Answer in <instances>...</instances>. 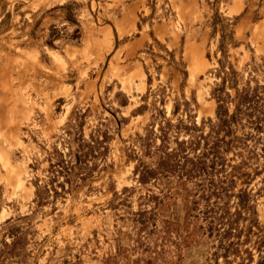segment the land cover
Masks as SVG:
<instances>
[{"label":"rangeland","instance_id":"1","mask_svg":"<svg viewBox=\"0 0 264 264\" xmlns=\"http://www.w3.org/2000/svg\"><path fill=\"white\" fill-rule=\"evenodd\" d=\"M215 14L233 25L235 69L251 59L258 65L264 0H0V244H18L0 245V264H216L211 241L199 235L184 247L185 232H168L182 226L191 186L171 185L172 199L150 220V191L164 187L138 184L127 159L132 150L150 165L136 136L150 124L153 95L163 98L167 115L181 94L194 96L197 122L213 118ZM52 28L59 40L50 48ZM170 52L181 58L186 81L168 63ZM257 79L263 83L264 75ZM84 114L85 137L108 130L112 169L54 211L38 210L29 166ZM257 212L264 231V196ZM13 227L26 230L25 238L6 237Z\"/></svg>","mask_w":264,"mask_h":264},{"label":"trees","instance_id":"2","mask_svg":"<svg viewBox=\"0 0 264 264\" xmlns=\"http://www.w3.org/2000/svg\"><path fill=\"white\" fill-rule=\"evenodd\" d=\"M73 21L68 18L70 24ZM232 26L217 14L212 19L211 38H217L215 68L211 73L214 82L209 92L215 104L213 118L197 122L194 96L186 99L181 94L167 115L163 98L153 95L150 124L143 137L136 136L150 165L137 154L134 156L132 150L127 159L134 163L138 184L164 187L158 195L150 191V220L172 199L171 185L191 186L182 226L171 225L168 229L170 234L185 232L184 247L200 235L213 243L216 264L219 258L225 264L230 259L236 264H252L254 255L257 264H264V231L257 212V202L264 196V82L257 79L259 74L264 75V56L258 65L251 59L238 72L229 61V50L238 47ZM48 40V46L53 48L59 32L52 28ZM168 58L170 66L186 81L181 58L176 60L172 52ZM84 118L85 114L77 119L83 122L67 123L55 145L49 150L41 148L42 162L34 160L29 166L34 174L31 185L36 209L51 207L54 211L58 201L89 187L100 173L107 174L112 169L106 162L112 141L108 130L96 127L85 137ZM41 164L44 169H40ZM127 192H114V197ZM149 212L140 210L137 215ZM25 236L26 230L20 227L11 228L6 234L11 240ZM0 245L7 250L13 244Z\"/></svg>","mask_w":264,"mask_h":264}]
</instances>
